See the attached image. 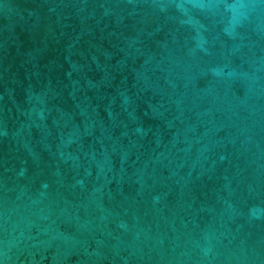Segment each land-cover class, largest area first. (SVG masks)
Returning a JSON list of instances; mask_svg holds the SVG:
<instances>
[{"label": "water", "instance_id": "obj_1", "mask_svg": "<svg viewBox=\"0 0 264 264\" xmlns=\"http://www.w3.org/2000/svg\"><path fill=\"white\" fill-rule=\"evenodd\" d=\"M0 264H264V0H0Z\"/></svg>", "mask_w": 264, "mask_h": 264}]
</instances>
